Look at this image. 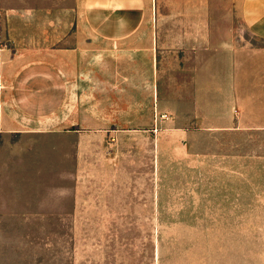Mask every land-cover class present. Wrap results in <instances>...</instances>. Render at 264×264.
Returning a JSON list of instances; mask_svg holds the SVG:
<instances>
[{"label":"crops","instance_id":"0c3cea01","mask_svg":"<svg viewBox=\"0 0 264 264\" xmlns=\"http://www.w3.org/2000/svg\"><path fill=\"white\" fill-rule=\"evenodd\" d=\"M153 4L158 9L155 27H142L140 35ZM167 4L169 12L164 7L159 11ZM211 4L0 0V96L6 92L8 99V106L0 104V230L4 242L16 244L10 246L13 252L6 247L0 260L33 263L29 245L34 234L29 230L59 229L65 230L58 238L59 264H142V213L162 212L158 191L142 199V117L172 118L164 131L179 139H157V145L167 143L173 157L187 162L210 155L192 150L197 133L227 140L264 131L263 125L221 123L224 114L211 101L217 92L210 61L197 65L203 70L198 78L191 73L194 65L186 64L188 54L208 53L214 44ZM239 19L264 41V0H239ZM79 25L101 42L117 45L103 48L102 58L91 62L90 107L56 117L66 100V80L56 66L29 55L69 51L80 40ZM130 38L135 44H121ZM170 68L178 69L177 78L170 77ZM230 79L236 82L237 73ZM177 118L185 119L175 125ZM150 126L158 134L157 124ZM224 175L222 179L236 178ZM186 192L207 196L183 205L186 213L202 215L153 227L207 232L170 238L184 241L177 246H165L157 237L153 264H243V213H253V205L248 210L243 203V190ZM216 228L234 232L227 238L212 236L210 230ZM43 247L50 249L49 238Z\"/></svg>","mask_w":264,"mask_h":264},{"label":"rangeland","instance_id":"374dc122","mask_svg":"<svg viewBox=\"0 0 264 264\" xmlns=\"http://www.w3.org/2000/svg\"><path fill=\"white\" fill-rule=\"evenodd\" d=\"M161 1L170 2V0ZM159 7V11L162 7H164L163 11H170L169 4ZM157 14V6L153 4L150 16L140 26L138 34L142 35V27H155ZM211 18L209 28L212 43L214 42L211 50L208 53L188 54L190 61L186 64L189 67L194 65L191 73L198 78L203 70L198 69L197 65L207 60L210 61L212 65L210 71L213 73L211 79L214 81V90L217 92L211 95V101L213 105L218 104L216 111L224 114V117H221V123L253 124L258 125L256 127H263L264 41L256 39L241 24L239 0H212ZM79 32L80 40L78 39L76 46L67 52L29 55V58L33 60L48 61L56 66L66 80L68 87L66 100L56 117L66 114L67 117L74 115L81 106L90 107L91 62L97 60L99 56V59L102 58L100 50L103 48L117 45L94 38L84 26L79 25ZM134 38L121 44L133 45L135 44ZM224 41H227L226 47L222 45ZM168 64L177 65V62L170 61ZM177 70L170 68L168 71L171 76H169L177 78ZM235 73H237V81L232 80L233 84H231L230 77ZM0 99V104L8 106L6 92L1 93ZM84 112L89 113L90 111ZM82 119L89 121L90 118L83 117ZM184 119L177 118L173 123L179 125ZM152 124L153 126L157 124L160 128L158 134L149 131ZM169 124H172V118L142 117V192H144L142 199H150V191H158L160 209H162V212L142 213V264H153L157 237L162 239V244L165 246H177L184 241L180 239L171 241L170 238L196 236L202 232L206 234V229L153 227V224L160 221L186 220V216L202 215L199 212L186 213L184 208L193 201H205L207 196L205 194L195 195L186 191L226 188L243 190L244 205H249L248 210L253 205L252 214L246 211L243 213L241 229L243 264H264V131L240 133L237 136L227 137V140L219 134H213L212 137L207 138L197 133L192 139L194 141L192 150L210 155L195 156L187 162L185 157H173L167 143L157 145V139L160 141L179 139L176 134L164 131ZM218 140L226 141L228 145L221 147L218 145ZM224 174H230L229 176L235 174L236 178L222 179L226 178ZM246 208L244 206V209ZM214 215L217 214H212ZM250 219L253 222H250ZM210 231L212 236L227 238L231 230L216 228ZM236 231L239 232V230ZM29 232L34 234V243L29 245V249L36 257L34 262H29V264H59L58 238L60 234L65 233V230L38 229L29 230ZM2 233L4 230H0V258L6 254L8 249L16 247V244L4 242L7 238L3 239ZM48 238L51 242L49 250L43 247V239ZM0 264L5 263L0 260Z\"/></svg>","mask_w":264,"mask_h":264}]
</instances>
